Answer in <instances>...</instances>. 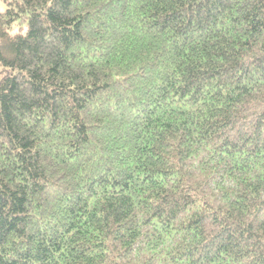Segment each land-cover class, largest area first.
<instances>
[{
	"label": "trees",
	"instance_id": "trees-1",
	"mask_svg": "<svg viewBox=\"0 0 264 264\" xmlns=\"http://www.w3.org/2000/svg\"><path fill=\"white\" fill-rule=\"evenodd\" d=\"M0 3V264H264V0Z\"/></svg>",
	"mask_w": 264,
	"mask_h": 264
},
{
	"label": "rangeland",
	"instance_id": "rangeland-1",
	"mask_svg": "<svg viewBox=\"0 0 264 264\" xmlns=\"http://www.w3.org/2000/svg\"><path fill=\"white\" fill-rule=\"evenodd\" d=\"M0 8H2V4L0 3ZM14 29H17V26H14Z\"/></svg>",
	"mask_w": 264,
	"mask_h": 264
}]
</instances>
